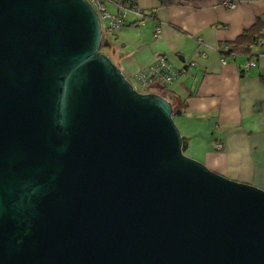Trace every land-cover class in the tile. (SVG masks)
Returning a JSON list of instances; mask_svg holds the SVG:
<instances>
[{
	"label": "water",
	"instance_id": "obj_1",
	"mask_svg": "<svg viewBox=\"0 0 264 264\" xmlns=\"http://www.w3.org/2000/svg\"><path fill=\"white\" fill-rule=\"evenodd\" d=\"M101 42L86 0H0V264H264V190L185 156Z\"/></svg>",
	"mask_w": 264,
	"mask_h": 264
},
{
	"label": "crops",
	"instance_id": "obj_2",
	"mask_svg": "<svg viewBox=\"0 0 264 264\" xmlns=\"http://www.w3.org/2000/svg\"><path fill=\"white\" fill-rule=\"evenodd\" d=\"M222 1L161 7L155 0H135L143 17L128 14L104 47L129 82L137 84L135 74L159 56L183 71L170 86L151 89L179 100L182 110L174 116L186 148L212 172L264 190V0H239L233 10ZM109 7L117 14L114 4ZM257 20L263 36L250 56L220 54ZM250 61L255 66L242 73Z\"/></svg>",
	"mask_w": 264,
	"mask_h": 264
},
{
	"label": "built area",
	"instance_id": "obj_3",
	"mask_svg": "<svg viewBox=\"0 0 264 264\" xmlns=\"http://www.w3.org/2000/svg\"><path fill=\"white\" fill-rule=\"evenodd\" d=\"M93 10L97 13L100 21L101 32L111 33L124 24V21L128 14H133L137 17H143L142 11L135 5V0H128L126 4L114 3L112 0H86ZM239 0H223L222 5L229 10L236 8ZM114 4L117 9V14H110L107 9V4ZM158 31V30H157ZM218 51H227V47L224 46ZM222 62L224 60L222 59ZM255 66V63L250 61L244 67L246 72L251 67ZM183 72V71H182ZM172 68L162 56L156 58L151 66L144 70H140L135 74L137 84L145 89H151L155 84H161L163 86H170L172 82L180 75V73ZM216 150H222L221 143L216 142L214 144Z\"/></svg>",
	"mask_w": 264,
	"mask_h": 264
},
{
	"label": "trees",
	"instance_id": "obj_4",
	"mask_svg": "<svg viewBox=\"0 0 264 264\" xmlns=\"http://www.w3.org/2000/svg\"><path fill=\"white\" fill-rule=\"evenodd\" d=\"M128 0H123L120 3L126 4ZM161 7H170L176 5L181 0H155ZM263 36V29L260 22L257 20L255 24L242 32L233 42L226 45L227 51H219L222 55L236 56V55H248L250 56L251 47L257 44ZM102 45V44H101ZM242 73L245 71L242 70ZM139 86V85H138ZM171 104L173 110V116L180 113L182 106L174 97H165Z\"/></svg>",
	"mask_w": 264,
	"mask_h": 264
},
{
	"label": "rangeland",
	"instance_id": "obj_5",
	"mask_svg": "<svg viewBox=\"0 0 264 264\" xmlns=\"http://www.w3.org/2000/svg\"><path fill=\"white\" fill-rule=\"evenodd\" d=\"M113 11H114V10L112 9V7H109L108 12H109L110 14H113V13H114ZM113 15H114V14H113ZM110 36H111L110 33H105V32L102 33V42H101L102 45L100 46V51H101V53H103L104 55H106V56L112 61V63H113L114 65L117 66V63H116L115 59L113 58V56L111 55V53H109V51L104 47V40L107 39V38H109ZM117 67H118V66H117ZM130 83L132 84L133 88H134L137 92H139V93H141V94H145V93H154V92H155L154 89H145V88H142V87L138 86L133 80H130ZM152 91H154V92H152ZM172 119H173V121H174L176 127L178 128V119H177V117H176V116H172ZM178 130H179V128H178ZM179 131H180V130H179ZM182 152H183V154H184L185 156H187V157H189V158H191V159H194V160H196V161H199V160L196 158V155H195L192 151H190L189 149H187L186 146L182 147ZM199 162H200V161H199ZM200 163H202V162H200ZM202 164H203V163H202Z\"/></svg>",
	"mask_w": 264,
	"mask_h": 264
},
{
	"label": "clouds",
	"instance_id": "obj_6",
	"mask_svg": "<svg viewBox=\"0 0 264 264\" xmlns=\"http://www.w3.org/2000/svg\"><path fill=\"white\" fill-rule=\"evenodd\" d=\"M67 105H66V100L62 104V108L60 109V119L57 121V125L60 126L61 128H66L67 127Z\"/></svg>",
	"mask_w": 264,
	"mask_h": 264
}]
</instances>
